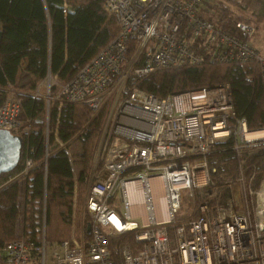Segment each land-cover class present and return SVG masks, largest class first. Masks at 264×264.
Masks as SVG:
<instances>
[{"label": "built area", "instance_id": "2783aa9c", "mask_svg": "<svg viewBox=\"0 0 264 264\" xmlns=\"http://www.w3.org/2000/svg\"><path fill=\"white\" fill-rule=\"evenodd\" d=\"M202 1L104 0L117 36L69 81L47 73L31 91L44 101L46 121L53 103L105 109L102 165L86 192L80 235L72 226L68 239L48 242L43 221L40 239L10 241L0 264H116L111 241L126 233L135 246L119 247L121 264H264V159L248 162L264 150V127L250 129L236 115L227 83L163 98L129 84L167 68L244 63L264 82L254 27L237 22L238 35H229L197 15ZM19 113L20 101L6 98L0 129L13 134ZM227 151L235 166L222 162L220 172ZM32 167L26 159L21 174ZM195 193L198 216L179 221L183 196ZM132 194L141 196L135 209Z\"/></svg>", "mask_w": 264, "mask_h": 264}, {"label": "trees", "instance_id": "16d2710c", "mask_svg": "<svg viewBox=\"0 0 264 264\" xmlns=\"http://www.w3.org/2000/svg\"><path fill=\"white\" fill-rule=\"evenodd\" d=\"M242 11L261 20L264 0H203L197 15L237 36V22L253 26ZM118 31L115 18L104 8V0H0V106L8 94L15 93L20 101V124L13 134L23 141L16 168L0 174V257L4 246L16 238L39 240L43 221L46 241L68 239L72 202L74 197L78 204L81 202L104 113H94L77 103L66 102L60 108L53 103L44 133V101L30 93L47 73L60 81L72 79ZM129 82L158 98L227 83L236 115L244 118L250 129L264 127V82L253 64L180 66ZM74 141L81 143L77 179L66 154ZM221 157L219 171L222 162L227 170H233L235 161L230 152ZM26 159H31L33 167L21 174ZM261 159L264 150L248 162ZM188 208L196 209L197 204L187 203ZM197 216L193 213L190 218ZM134 243L132 233L111 241L116 264H121L119 247H134Z\"/></svg>", "mask_w": 264, "mask_h": 264}, {"label": "rangeland", "instance_id": "374dc122", "mask_svg": "<svg viewBox=\"0 0 264 264\" xmlns=\"http://www.w3.org/2000/svg\"><path fill=\"white\" fill-rule=\"evenodd\" d=\"M240 13L251 20V24L254 26L255 33H254V36L252 37L250 43L255 49L258 50V52L261 55L264 56V18L261 20H256V18L251 16L250 13H247V11H242ZM14 94L15 93L11 92L10 94L7 95L6 98L11 97V98L15 99L16 97ZM102 110L104 113L105 109H102ZM44 121H45V127H44L45 128L44 133H45L46 126L48 129V120L46 121V117H45ZM100 130H101V128H100ZM99 135H100V131H99V134H98L96 141H95V144H94V149L92 152V157H91V162H90L91 167H90L89 172L87 173L86 182H85V185L83 187L81 202L78 204L77 198H75V197H74L73 202H72L73 215H72V219H71V224L69 226V235H70V231L73 228H74L73 229L74 233L76 235H80L81 229L84 228L85 219H87V215L85 214V208H84L86 192H87L89 183H91V180L93 179V173L97 172L101 168V165H102L101 159H100L99 153H98ZM66 149H67L70 161L72 162L74 179H77L79 171L81 170V160L79 159V155L81 153V143L79 141H74ZM74 189L76 190V184H75ZM185 201H187V203H189L190 205H193V204L198 205V203H199L198 193H195V195H193L191 198L188 195L183 196L182 207H181V210L179 212V219L182 218V221L190 218L193 213L197 214L195 208L190 209L191 208L190 207L187 210V203L185 204ZM121 211H123V209H121ZM139 212L140 211L138 208L136 213H139ZM135 221L138 224H140L139 219H135ZM72 226H73V228H71ZM47 264H53V263L50 260H47Z\"/></svg>", "mask_w": 264, "mask_h": 264}, {"label": "water", "instance_id": "95a60500", "mask_svg": "<svg viewBox=\"0 0 264 264\" xmlns=\"http://www.w3.org/2000/svg\"><path fill=\"white\" fill-rule=\"evenodd\" d=\"M22 144L21 137L0 129V174L9 173L16 168Z\"/></svg>", "mask_w": 264, "mask_h": 264}, {"label": "bare ground", "instance_id": "6f19581e", "mask_svg": "<svg viewBox=\"0 0 264 264\" xmlns=\"http://www.w3.org/2000/svg\"><path fill=\"white\" fill-rule=\"evenodd\" d=\"M160 185V183H159ZM158 186V185H157ZM132 197V202L133 204L135 205L134 206V209L137 207V205L140 203L141 201V196L139 194H132L131 195ZM156 205L158 206V209H159V215H160V218L161 219H165V216L166 214L163 212V202L162 200L160 199V196H157L156 197ZM134 212L136 213V211L134 210Z\"/></svg>", "mask_w": 264, "mask_h": 264}, {"label": "clouds", "instance_id": "9594fccd", "mask_svg": "<svg viewBox=\"0 0 264 264\" xmlns=\"http://www.w3.org/2000/svg\"><path fill=\"white\" fill-rule=\"evenodd\" d=\"M15 135V134H14Z\"/></svg>", "mask_w": 264, "mask_h": 264}]
</instances>
